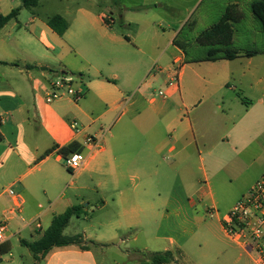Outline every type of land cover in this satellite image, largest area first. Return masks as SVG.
I'll return each instance as SVG.
<instances>
[{
	"label": "crops",
	"instance_id": "1",
	"mask_svg": "<svg viewBox=\"0 0 264 264\" xmlns=\"http://www.w3.org/2000/svg\"><path fill=\"white\" fill-rule=\"evenodd\" d=\"M42 1L23 24L22 0H0V15L20 10L0 30V216L8 222L0 262L14 237L20 244L36 241L54 216L79 206L78 217L85 214L82 234L69 236H80L81 244L55 247L33 258L34 264H152L150 256L165 251L174 254L170 264H254L223 229V218L236 200L223 214L203 216L202 193L210 188L194 184V158L204 170L201 152L210 155L216 146L217 135L233 116L223 105L233 102L222 97L206 106V97L197 96L187 101L180 83L189 65L209 64L198 66L204 77L197 72L193 77L197 86L210 85L211 72L226 67L223 61H252L257 55L218 61L188 57L179 35L187 25L196 27L198 20L191 17L205 0H182L184 15L158 28L149 0H75L56 14L68 24L63 35L36 10ZM221 1L223 11L231 3L242 11V0ZM251 1L245 4L248 9ZM114 13L128 35L114 29ZM132 23L135 28L129 30ZM58 74L73 78L83 96L47 104L46 92ZM262 82L257 79L251 86ZM162 87L165 97H154ZM174 91L182 115L169 101ZM128 93H134L131 102L119 115ZM242 101L247 107L253 104ZM258 102L264 111V102ZM88 136L101 138L100 150L91 152L84 144ZM70 144L88 155L74 174L57 152ZM263 171L262 165L246 191ZM9 189L18 198L9 196Z\"/></svg>",
	"mask_w": 264,
	"mask_h": 264
},
{
	"label": "rangeland",
	"instance_id": "2",
	"mask_svg": "<svg viewBox=\"0 0 264 264\" xmlns=\"http://www.w3.org/2000/svg\"><path fill=\"white\" fill-rule=\"evenodd\" d=\"M71 1L75 0H61V2L59 0H43L42 6L36 10L39 11L42 18L52 17L62 13L66 5L70 4ZM98 1L101 4L105 3V0ZM149 1L152 5L150 14L157 16L155 20L157 28L165 27L168 21H176L184 15L183 10L185 7L181 2L182 0ZM248 1L242 0L244 18L240 23L233 26L235 31L233 47L239 52L246 50L256 51L258 52L257 56L252 61L243 58H238L234 61H223L220 64H227L226 67L211 72L210 85L201 83L200 86H197L193 77L194 72L204 77V69H198V66L204 68L209 66V64L189 65L184 70V76L180 83L181 93L184 94V98L187 101L197 96V99L206 97L204 100L206 106L209 105L212 99L217 100L222 99V97L225 98V101L232 100L233 102L232 106L223 105L224 111H227L226 107H230L231 115L233 116L230 118V123L228 122L224 130H221L222 132L220 131L217 135V143H213L216 146L210 149V155H207L204 151L201 152L204 170L198 169L201 163L197 156L194 158L196 167V171H194L195 188L202 186L210 188V193L203 191L200 206L203 216L206 217L218 212L223 214L225 208L231 207L234 201L241 197L242 191L243 195H245L252 179L261 169V166H264V111L262 110V103L258 102L259 99L264 102V82L251 86L257 79L264 80V37L257 21L249 12ZM221 2V0H205L195 9L191 17V20H198L196 27L191 29L187 25L181 31L179 39L187 43L186 51L188 57L200 58L206 54L207 48L193 42L192 39L205 28L218 21L220 13L223 11ZM128 4L126 3V5ZM74 6L75 3L70 5V9H73ZM21 14L22 23L24 24L25 18L30 17V11L22 9ZM204 14L206 15L204 16ZM134 16L137 15H129L127 18H135ZM202 17L203 21H199ZM115 19L114 29L124 35H128L130 31H122L117 14H115ZM133 28L135 26L132 23L129 30ZM57 69L54 68L52 70L56 72ZM60 76L59 74L54 75V79ZM71 87L74 90L77 88V83L74 79H72ZM175 88L169 87L170 91L175 90ZM161 90L165 93L166 89L162 87ZM133 94L128 93L126 96ZM170 95L171 93L168 96L170 103L174 104V109H180V115H182L183 109L181 108L179 93L174 91L172 96ZM154 97H158L157 93H155ZM242 99L253 101V104L247 107ZM185 115L184 112L183 116ZM165 161H171V158L166 157ZM90 215L91 210H89L87 216ZM84 217L85 214L78 218H72L64 234L68 236L74 233L82 234L85 224ZM11 245V250L3 257V261L0 264H34L31 252L19 243L17 237L11 240ZM12 261L13 263H11Z\"/></svg>",
	"mask_w": 264,
	"mask_h": 264
},
{
	"label": "trees",
	"instance_id": "3",
	"mask_svg": "<svg viewBox=\"0 0 264 264\" xmlns=\"http://www.w3.org/2000/svg\"><path fill=\"white\" fill-rule=\"evenodd\" d=\"M41 0H22V7L28 10L36 8ZM249 10L253 18L257 21L261 33L264 37V0H252ZM19 9H13L7 15H0V30L12 19L16 18ZM243 19V13L238 4H228L218 19L210 27L200 32L195 42L207 48V52L199 61H218V60H234L240 55L252 57L258 54L256 51L239 52L233 47L234 25ZM106 22V21H105ZM107 23V22H106ZM48 25L58 35H63L67 30V22L59 15H54L48 19ZM176 45L182 48L180 43L174 41ZM184 50V48H182ZM65 74V73H64ZM54 149L46 152L48 155ZM82 148L76 144H70L57 150V152L67 156L74 152H82ZM80 207L73 206L68 208L62 214L54 216L50 226L44 230L40 238L33 242H21L32 254L34 259H39L55 247H64L74 244H81L80 236H65L63 231L68 226L72 217L80 215ZM174 260V254L171 251L155 253L150 256L152 264H170Z\"/></svg>",
	"mask_w": 264,
	"mask_h": 264
},
{
	"label": "built area",
	"instance_id": "4",
	"mask_svg": "<svg viewBox=\"0 0 264 264\" xmlns=\"http://www.w3.org/2000/svg\"><path fill=\"white\" fill-rule=\"evenodd\" d=\"M175 65L177 66L174 69V79L178 75L180 61H175ZM155 67L153 66L152 70ZM72 79L70 76L62 75L54 80L51 88L46 92L45 102L50 104L67 96L73 97L75 100L82 97L80 91L71 87ZM157 96L164 98L165 94L162 90H159ZM131 99L132 95L121 100L119 115L123 113ZM70 127L78 132L76 123H72ZM84 144L91 148V152H94L101 149L102 140L101 138L88 136ZM87 159L88 155L84 154L83 151L74 152L63 157V164L71 174H74L84 167ZM7 193L9 196L18 198L12 189L7 190ZM16 209H19L18 205H16ZM7 223V220L0 221V244L6 241ZM36 228H40L39 223L36 224ZM223 229L232 242L251 255L254 264H264V172L248 192L241 196L224 216Z\"/></svg>",
	"mask_w": 264,
	"mask_h": 264
},
{
	"label": "water",
	"instance_id": "5",
	"mask_svg": "<svg viewBox=\"0 0 264 264\" xmlns=\"http://www.w3.org/2000/svg\"><path fill=\"white\" fill-rule=\"evenodd\" d=\"M41 70H42V71H46V69H45V68H41Z\"/></svg>",
	"mask_w": 264,
	"mask_h": 264
}]
</instances>
